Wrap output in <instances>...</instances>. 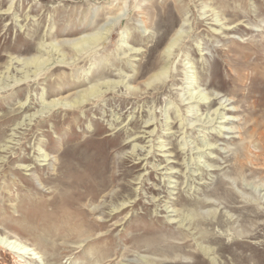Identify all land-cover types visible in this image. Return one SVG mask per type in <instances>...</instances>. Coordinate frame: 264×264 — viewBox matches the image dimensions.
I'll return each mask as SVG.
<instances>
[{
	"label": "rangeland",
	"instance_id": "374dc122",
	"mask_svg": "<svg viewBox=\"0 0 264 264\" xmlns=\"http://www.w3.org/2000/svg\"><path fill=\"white\" fill-rule=\"evenodd\" d=\"M263 134L264 0H0L5 246L264 264Z\"/></svg>",
	"mask_w": 264,
	"mask_h": 264
},
{
	"label": "bare ground",
	"instance_id": "6f19581e",
	"mask_svg": "<svg viewBox=\"0 0 264 264\" xmlns=\"http://www.w3.org/2000/svg\"><path fill=\"white\" fill-rule=\"evenodd\" d=\"M56 103L59 104L60 102L56 101ZM63 107H64V105H63ZM262 137H264V134L262 135ZM15 243L16 242L13 240H7V241H5V244H7V246H5L0 241V249L1 248H7V251L13 257V261H14L13 264H42L39 260L40 257L38 256V253L35 252L34 248H32L30 246L29 247L24 246V245L22 248H18L17 247L18 245L17 246L14 245ZM204 264H208V263H204Z\"/></svg>",
	"mask_w": 264,
	"mask_h": 264
}]
</instances>
